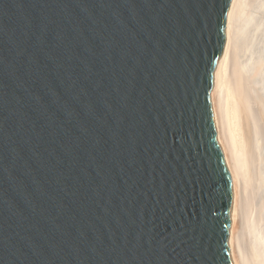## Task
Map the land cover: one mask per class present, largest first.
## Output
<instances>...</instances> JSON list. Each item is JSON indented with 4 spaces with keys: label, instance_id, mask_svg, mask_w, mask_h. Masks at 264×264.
Here are the masks:
<instances>
[{
    "label": "water",
    "instance_id": "water-1",
    "mask_svg": "<svg viewBox=\"0 0 264 264\" xmlns=\"http://www.w3.org/2000/svg\"><path fill=\"white\" fill-rule=\"evenodd\" d=\"M230 1L0 0V264H233Z\"/></svg>",
    "mask_w": 264,
    "mask_h": 264
},
{
    "label": "bare ground",
    "instance_id": "bare-ground-1",
    "mask_svg": "<svg viewBox=\"0 0 264 264\" xmlns=\"http://www.w3.org/2000/svg\"><path fill=\"white\" fill-rule=\"evenodd\" d=\"M263 7L264 0L230 1L211 92L232 194L228 247L233 264L238 258L242 264H264V39L250 61L240 57L248 47V28Z\"/></svg>",
    "mask_w": 264,
    "mask_h": 264
},
{
    "label": "rangeland",
    "instance_id": "rangeland-1",
    "mask_svg": "<svg viewBox=\"0 0 264 264\" xmlns=\"http://www.w3.org/2000/svg\"><path fill=\"white\" fill-rule=\"evenodd\" d=\"M256 14L258 15L257 17H256ZM255 18L257 19V22L255 21L256 19L254 21L257 24L253 23L254 27L250 25V27L248 28L249 30L247 31L249 41H248V45H247L248 47H246V50H243L244 52L240 56L242 62H244V61L247 62L248 60L250 61L252 59V56L256 55V54H254L257 50V48H255V47H257L258 44H262V39H264V7L262 10L260 9L257 13H255ZM246 30H247V28H246ZM252 31H254V32H252ZM236 264H242L241 260L239 258L236 259Z\"/></svg>",
    "mask_w": 264,
    "mask_h": 264
}]
</instances>
